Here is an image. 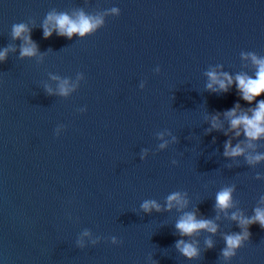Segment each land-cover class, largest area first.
I'll return each mask as SVG.
<instances>
[{"label":"water","instance_id":"obj_1","mask_svg":"<svg viewBox=\"0 0 264 264\" xmlns=\"http://www.w3.org/2000/svg\"><path fill=\"white\" fill-rule=\"evenodd\" d=\"M81 13L102 23L71 38L45 25ZM18 24L27 30L13 38ZM26 36L32 57L20 56ZM5 49L0 264H264L258 223L222 255L224 237L242 232L233 213L264 209V159H248L264 157V132L230 123L264 101L244 100L236 82L256 78L252 56L264 59V0H0ZM225 142L243 152L225 156ZM225 188L231 206L221 210ZM172 194L180 202L169 206ZM147 201L159 210L145 211ZM186 213L216 231L181 235ZM179 240L198 254L185 256Z\"/></svg>","mask_w":264,"mask_h":264},{"label":"clouds","instance_id":"obj_2","mask_svg":"<svg viewBox=\"0 0 264 264\" xmlns=\"http://www.w3.org/2000/svg\"><path fill=\"white\" fill-rule=\"evenodd\" d=\"M115 11V9L113 10ZM55 22V29L57 31V35L67 36L69 38L72 37L74 33L79 34L80 36L85 35L86 33L92 32L99 24L102 23L100 19H93L91 17L84 16L83 13L79 15L76 20L71 19L67 15L61 14L59 16L49 15L45 25L50 22ZM26 27L24 24H18L13 26L12 35L13 38H18L22 33L26 31ZM51 30L45 26L44 27V38H48L51 35ZM25 45L21 46L20 56L21 57H32L37 53V47L34 42L31 41L30 36L24 37ZM8 49L0 52V61H3L6 56V52ZM253 62L258 65V71L256 73V78L251 79L244 76H237V88L242 94V98L248 102H251L254 96L259 95L261 92H264V59H257L255 56H252ZM210 78L219 83V86L222 90L227 91V86L225 85L223 80L217 81V78L214 73L208 74ZM225 78L228 80V84L232 83L231 78L227 77L225 74ZM211 88V85H208ZM50 93V90H49ZM60 95H66L67 89L62 85L60 87ZM238 107V105H237ZM235 108L230 109L226 115L235 117ZM231 126L236 128L237 126L243 124L245 126V134L247 136L255 138L257 134L264 132V128L260 126L261 123H264V101L259 102L257 109L254 110L253 116L250 119L247 115H242L239 117H235L231 120ZM214 128L215 124L212 125ZM160 147H164L161 145ZM243 152V149L237 145L234 148L230 147V142H225L224 145V155L225 156H238ZM249 162L259 161L260 159H264L262 156L249 157ZM231 189L225 188L217 193L216 202L214 207L224 210L229 208L231 201ZM176 200L178 203L179 195L172 194L168 197L169 206L171 201ZM152 208H156L159 210L158 206L151 201H147L142 205V208L145 211H148ZM254 216L250 218H238L235 213L232 215L233 220H238V226L242 228V232L240 234H230L224 237L226 247L222 250V255L225 258L231 257L235 255V250L242 246L244 240L248 239L251 236V233L248 231V227L254 223H258L261 229H264V209L256 208L254 209ZM176 229L180 232L181 235H192L194 232L199 230H207L210 232L216 231V226L209 220L201 219L197 220L195 216L191 213H186L175 225ZM183 245V247H181ZM176 247L179 249L181 253L185 256L192 258L198 254V250L193 247L192 244L185 243L183 240H179L176 242ZM208 247L211 248L212 244L208 242Z\"/></svg>","mask_w":264,"mask_h":264}]
</instances>
